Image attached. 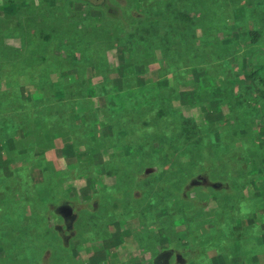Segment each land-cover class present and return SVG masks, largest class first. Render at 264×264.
I'll return each mask as SVG.
<instances>
[{
	"label": "rangeland",
	"instance_id": "obj_1",
	"mask_svg": "<svg viewBox=\"0 0 264 264\" xmlns=\"http://www.w3.org/2000/svg\"><path fill=\"white\" fill-rule=\"evenodd\" d=\"M11 12L14 14L11 15ZM180 14L191 18L193 23L179 25L178 22H173V27L183 31L195 29L193 36L197 48L199 43L210 44L200 45L207 50L204 57H196L194 53L188 55L190 58H186L185 55L183 59L176 56L178 68L176 71L169 64L162 62L166 39L162 37L152 40L150 34L144 33L142 29L154 30L153 26H156L157 21L163 29L165 19L171 22L173 19H178ZM253 30L259 35L253 37L251 44H246L243 35L247 33L245 31ZM47 34L53 38L42 42V36ZM227 39H231L230 44L223 43ZM148 43L155 44L152 53L142 56L133 53V50L145 53L148 47H144V44ZM41 45L45 46V53H50L46 59L47 74L43 80L48 77L56 81L63 73L67 74L66 78L74 79L76 77L70 72L78 68V72L83 74L84 70L83 84L76 96L77 102L80 103L76 102L73 109L87 120L88 127H96L92 135L96 141L91 138L90 146H84L88 138L81 137L82 123L78 122V115L76 113L71 115L70 111H65L63 118L60 119L59 100L44 105L42 109L45 118H57L56 125L62 128L61 133L67 136L62 135L66 141L72 142L70 147L75 154H70L68 149L61 148L64 143L61 139L53 141L55 150H46L44 161H51L54 167L61 171L62 176L60 183L55 184L50 191L45 181L41 182L40 175L27 174L26 165L19 168L21 171L17 169L22 166L19 155L17 161L13 163L18 164V167L14 168L13 165L9 169L11 171L7 172V174L11 173L10 177L2 174L8 181L15 176L29 178L31 175L35 181L31 193L34 191L37 196L44 195L49 199L46 204L48 211L44 214V226L31 232V236H42V241L30 237L34 243V251L28 255L21 253L16 245L10 246L7 243V240L24 243L27 235L25 236V233L21 235L19 228L14 225L0 226L2 238L7 239L4 241L0 238V245L3 246L0 248L3 250L0 253V264L1 262L14 264V260L21 261L22 256L24 259L22 264H58L59 259L62 260L61 264H249V260H254L253 253L251 256L248 255V248H252L251 246L246 248L238 245L235 239L230 237L227 241L224 237L225 231H222L224 235H218L223 227L231 228L233 232H239L241 228L247 227L249 224L244 215L248 217L255 215L252 223L257 227H251L253 229L250 230V234L253 233L252 235L257 238L264 235V226L259 223L263 212L261 208H254L251 202L247 201L249 198H259L258 190L264 183V175L248 172L252 168L251 155L239 146L248 145L251 139L247 137L234 139L231 127L234 129L238 123L229 110H226V107L222 109L228 125L220 130V141L228 142V145L234 148L238 146L239 149L230 156H224L226 161L223 170L212 168L210 173H205L194 170L193 167L190 169V172L194 170L193 174H178L175 181L173 178L168 181L166 177H172L168 174L157 180L156 176L165 170V165H161L162 170L158 171L161 167L160 163L155 164L160 162L162 157L147 167L146 164H141L137 157L128 159L125 156H114L113 153L117 150L121 149L122 154L126 152L127 140L133 143L142 140V133L134 131L143 124L141 125L136 115L129 114L128 111V117L124 112L119 116L117 112L110 116L104 109L99 108L102 104L101 97L105 96L110 86L84 64L91 61V58L104 62L108 67L102 72V76L114 80L121 78L117 68L122 59L128 55L148 61L145 74L136 77L132 72L125 70V73L130 74L132 83L130 87L141 89L146 93L150 91L151 85L162 86L166 83L183 84L178 92L188 93L192 89L193 76L189 73L185 75V72H191L195 67L198 68V65L202 69L206 67L214 76L226 77L221 73L222 69L228 78H243L245 71L257 69L259 77L257 83H254L258 89L264 90V84L259 82L260 78L264 80V0H0V51L10 58L20 59V71L15 73H21L16 81H19V86L25 88V91L19 93V96L23 95L18 102L21 105L22 102H26L30 93L36 95L34 91L36 89L29 88L32 78L31 64L22 63L24 65L22 68L20 63L26 54H38ZM229 46L235 50L229 66L224 65L225 69L216 66V61L224 59L225 51ZM86 47L89 52L82 54L80 50ZM247 55L250 62L246 67L244 58ZM203 58L208 59L205 61L211 64H201ZM226 58L229 59L228 56ZM159 69H166L167 72L159 74L157 72ZM0 70H5V67L1 66ZM179 76L185 77L186 82H179ZM220 77L215 78V88L224 91V86L218 83L223 81ZM121 80L124 81L122 78ZM99 82L101 84L98 85ZM10 83L5 75L0 76V88L12 89ZM80 83L73 84L72 87ZM135 83L139 87H134ZM40 84V88L44 89L43 84ZM16 91L18 88H15ZM63 91L64 95H60L55 90L50 98L59 96L61 101L64 100L71 91L66 89ZM235 92H239V89L235 88ZM253 93L256 94L255 91ZM254 94L252 101L250 99L249 101L256 106L255 108H259L262 105V98ZM203 96L205 98L202 100L203 103L211 97L206 94ZM180 100L167 102L175 121L181 122L185 118H193L194 123L197 124L205 121L199 102H193L189 97H181ZM16 109L7 110L5 105L0 106V143L8 141L11 147L21 150L19 145L21 136L13 134L12 129L6 128V126L11 127L8 122L13 119L15 123H20L19 117L22 114L19 112L16 116ZM236 113L241 115L239 109ZM123 117L124 122L121 120ZM59 120L63 121L59 123ZM153 121L161 128L159 119L154 117ZM72 122H76L77 125L73 126ZM253 126L250 125L252 130L250 137L262 129V127L252 129ZM195 130V137H198L200 133ZM13 148L12 153L8 155L0 150V162L13 158L11 155L19 154ZM169 151L172 150L169 148L165 150L167 153ZM216 151L222 156L217 149ZM207 153L206 149H201L202 158L207 160V164L217 165L218 162ZM245 160L248 162V170L244 166ZM201 178L205 179V182H202ZM148 180L152 181V184H147ZM164 185L167 187V193L168 191L171 193V196L166 198L165 205L161 200L162 207L168 204L166 210L160 209L158 213L151 212L142 217L137 216V219L130 216L125 218L124 213L127 214L125 209L130 213L139 214L143 203L147 200L141 196V192L146 193L150 186V189L160 190ZM9 186L12 187L0 186V188H8L6 195L16 192L12 184ZM1 190L0 194L4 192ZM14 196H16V200L15 198L13 200L14 204L23 206L31 204L30 202L35 201L37 197H30L27 191L17 192ZM135 199L139 200L135 201ZM230 202L237 204L236 210L230 209ZM63 206L68 207L71 213L65 216L60 213L59 209ZM23 211L29 216L32 208L29 207L27 212L25 209ZM86 211H91L93 215H86ZM238 218L241 226L233 228L232 224L237 223ZM116 220L119 222L118 229L121 233L127 232L122 239H115L111 244L109 242L111 233L117 230ZM206 220L210 223H206ZM202 221L204 223L203 228L199 229L200 234L208 230V241L205 245L200 243V239H192L196 233L194 226ZM158 227H160L159 231ZM141 246H144V249ZM66 249L67 251L70 249L71 253L68 258L65 257ZM96 252L100 255L98 263L91 261ZM160 254H164L167 259H158L157 256ZM29 255H33L32 262L25 257ZM257 258L258 264H264V252L260 250Z\"/></svg>",
	"mask_w": 264,
	"mask_h": 264
},
{
	"label": "trees",
	"instance_id": "obj_2",
	"mask_svg": "<svg viewBox=\"0 0 264 264\" xmlns=\"http://www.w3.org/2000/svg\"><path fill=\"white\" fill-rule=\"evenodd\" d=\"M198 11V10H197ZM11 15L14 14V12L10 13ZM166 20V19H165ZM165 26L163 29L160 28V24L157 21L156 26H153L154 30L152 28L150 29H142V31L146 34H150V38L152 40L162 38L164 37L166 39V42L164 44V54L162 57V62L167 63L178 71L177 68V58L176 56H180L181 59H183V55L186 56V58H190L188 55L190 53H194L196 57H204L205 48H203L200 45H207L208 43H199V48L195 47L196 42L194 41L193 32L195 29H185L184 31L182 29H179L177 27H173V22H178L179 25H187L191 24L192 19L188 16H185L183 14H180L178 19H173L171 22L165 21ZM248 24L246 23V26ZM245 27V24H244ZM152 29V30H151ZM153 31V32H152ZM140 31H138L139 33ZM243 35V39L246 44H251L253 42V37H257L259 33L255 30L252 32L245 31ZM55 37V36H54ZM53 38L51 35H43L42 36V42L49 41ZM225 44H230L231 39H227L223 41ZM144 47H148V50L144 53L140 50H133V53L136 56H142L146 53H152L155 47V44H144ZM45 46L41 45L40 50L38 54L33 55H25V57L22 59V62L20 63L21 67L24 68L23 64H31L30 67V73H31V81L29 88H34L36 92V95H32L33 93H30L29 96L26 99V102H22V105L18 102L21 100V96H19V93L25 91V88L19 86V81H16L19 76H21V73H15V71H20L19 68V60L16 59V57L10 58L2 53L0 51V67L4 66L5 70H0V76L5 75L8 80H10V86L12 89H3L0 88V106H6L7 110L17 108L15 110L16 116L19 112H21L22 116L20 123H15L14 119L13 121H9L8 125L6 126L7 129H12L13 134H19L21 136V140L19 141V145L21 147V150L14 149L11 147L10 143L8 141L4 143H0V150L4 154L8 155L12 153L13 150H17L19 154L11 155L13 158L7 159L5 162H0V186H6L8 188L12 187L9 186L10 184L13 185V189L17 192H23L27 191L28 194H30V197H36L37 194L31 193V191L34 188V178L30 175L29 178L22 177L19 178L15 176L12 178L11 181H8L4 179L2 174H5L4 176L10 177V174H7L8 171H11V167H13V163L17 161L18 155L21 156V162L22 166L18 167V164L14 165V168H22L24 165L28 167L27 174H35L40 175L42 178L41 182L45 181V185H47L49 191L55 186V184L60 183V179L62 178L61 171L57 170L53 163L51 161L45 162L44 161V154L47 153L46 150L53 149L55 150L53 141L54 140H64L62 144V149H68L70 151V154H75L73 152L72 148L70 147L71 141H66L67 137L66 135L62 134V128L58 125H56V119L57 118H45V112L42 109L44 105L56 103L60 101L59 107H60V113L61 117L63 118L65 111H70L71 115L73 113H76L79 117L80 123H82V138L87 137L88 142L84 143V146L89 147L90 141L89 139H93L96 141L95 137H92L93 133L96 131V127H88L86 125L87 120L81 116L80 113L75 112L73 109L74 105L76 104V96L79 94L82 84H83V78H84V70L83 74L82 72H78V68L76 71L70 72L73 73V76L76 78L70 79L66 78L65 73L61 74L59 76V79L56 81L50 80L48 77L43 80L46 72V62L47 57L50 54H47L44 52ZM235 50L231 49L230 46L228 50L225 51L226 55L223 60L216 61V66H222L223 69H225L224 65L227 67L229 66L230 59L234 56ZM75 53V51H73ZM78 52V51H76ZM80 52L82 54H86L89 52V49L86 47V49H81ZM79 53V52H78ZM125 54V53H124ZM226 56L229 57V59L226 58ZM134 56L128 55L126 58H123L120 66L117 68L118 73L121 75V78L124 79L122 82L121 78H116L114 80L108 79L102 76V72L106 71V68L108 67L107 64L104 62H101L99 60H95L91 58V61L84 64L86 68H90L94 70V72L97 74L96 76H99L103 79L104 83L109 85L105 93V96L101 97L102 104L99 105V108L104 109L110 116L115 115V112H117V116L119 114H122L124 112L125 115L128 117L129 114H134L137 116V119L141 121V127H139L134 132H141L142 140H138L135 143L127 140L125 144L126 152L124 154L121 153V149L115 151L113 154L114 156H125V158L128 159H134L137 157L141 164H146L147 167H149L155 160H158L162 157V160L160 162H157L155 164H159L160 166L165 165V170L160 172L156 179L160 180L164 174H168L172 177H166L168 181H171L172 178L174 181L178 178L180 174H193L194 170L203 171L205 173H210V170L212 168H219L223 170V165L225 160V155H232L234 151L238 150L239 148H243L244 152L251 155V166L252 168L248 171L249 173L257 172V174H263L264 175V90L263 88L258 89V87L255 85L254 82L257 83V78L259 77V73L257 69L255 71L244 72L243 78H228L225 72L221 69V73L226 77H220V76H214V74L206 69H202L200 65H198V68L195 67L194 70L191 72H185L186 74H190L193 76L191 87L192 89L186 93V92H178L180 88H182L183 84H169L166 83L164 85H151L150 91L148 93L142 91L141 89H133L130 82V74L128 72H132L133 75L145 74L147 71V66L149 65L148 61L141 60L138 57L133 58ZM205 60H208L206 58H203V63L210 65L211 63L206 62ZM244 61H246V67L248 63L250 62L249 55L244 58ZM252 62V60H251ZM23 63V64H22ZM253 65V63L251 64ZM250 66V65H249ZM263 68V66H262ZM229 69V68H228ZM125 70L128 71L125 73ZM174 70V71H175ZM175 71V72H176ZM185 71V70H184ZM77 72V74L75 73ZM157 72L159 74L166 73V69H159ZM178 74V73H177ZM179 75V74H178ZM70 76V75H68ZM232 76H235V71L232 74ZM216 77H220L223 79V81H218L220 85L224 86V91L220 90L219 88H215L216 84ZM43 81V82H42ZM38 82H42L44 89L40 88ZM81 82V83H80ZM89 82V80H88ZM137 82V81H136ZM179 82H186L185 77L182 78L179 76ZM259 82L264 84V80L262 78L259 79ZM74 88L72 87L73 84H78ZM40 84V85H41ZM101 84V82L98 83V85ZM91 85V84H90ZM1 86V84H0ZM242 86H244V89L242 90ZM134 87H139L138 84H134ZM15 88H18V91L15 92ZM235 88L239 89V92H235ZM63 89H66L67 91H71V93L61 101V98L59 96L55 98H50L51 95L55 90H57L60 95H64ZM221 92H220V91ZM253 91L256 92V94L253 93ZM256 97H261V103L259 108H255L250 101H252L253 94ZM149 94V95H147ZM210 95L211 97L207 99L206 103H203L202 100H204L203 95ZM177 95V96H175ZM34 96V98L32 97ZM73 96V97H72ZM203 96V97H202ZM181 97L183 98H190L193 102H199L201 105V108L203 109V117L205 118V121L202 124L194 123L193 118H185L181 122L175 121L172 112L169 110L168 103L169 101H181ZM250 99V101H249ZM59 100V101H57ZM263 100V101H262ZM77 103H80L77 102ZM18 104V106H17ZM58 104V103H57ZM24 105V106H23ZM226 107V110H229L230 114L235 117V121L238 123L237 128L234 129L231 127V133L234 136V139L240 137V138H249L251 139L248 142V145L245 148V146H238L234 148L233 146H229L228 142H222L220 141V130L227 127V123L225 121L226 116L223 115L222 109ZM239 109L241 115H237L236 110ZM77 111V110H76ZM128 111V112H127ZM81 112V111H79ZM147 113V115H146ZM25 114V115H24ZM63 115V116H62ZM172 116V117H171ZM115 117V116H114ZM112 117V118H114ZM159 119L161 128H159L156 123L153 121V118ZM123 122L125 121V118L123 117L121 119ZM63 120H59V123H61ZM95 121V120H94ZM244 121H247L245 124ZM94 124V122L92 121ZM250 123V124H248ZM96 124V121H95ZM253 124V128L255 127H262V129L255 133L253 137H250L249 134L251 133L250 125ZM257 124V125H256ZM259 124V125H258ZM73 126H76V122H72ZM17 128V129H16ZM61 129V130H60ZM197 129L199 131V136L195 137V132ZM64 135L65 137H63ZM78 136V135H76ZM101 138H99L100 140ZM175 142V143H174ZM180 142V143H178ZM174 143V144H173ZM60 148V149H61ZM171 149L172 151H169L168 153L165 152L167 149ZM201 149H206L208 151L207 154H209L214 160L218 162L217 165L207 164V160H204L202 158ZM216 149L222 154L220 156ZM57 151V150H56ZM262 151V152H258ZM8 152V153H7ZM62 153V152H59ZM24 156V157H23ZM42 156V157H41ZM214 156V157H213ZM26 157V158H25ZM39 157V160H38ZM9 158V157H8ZM184 160V161H182ZM50 162V165H49ZM68 164V162H66ZM259 164V165H258ZM17 165V166H16ZM70 165V164H68ZM162 166L160 167V170H162ZM245 169L248 170V162L245 160L244 163ZM194 168L192 172H190L191 168ZM13 169V168H12ZM21 171V169H19ZM158 173V172H157ZM224 173H229L225 172ZM232 173V172H231ZM156 174V173H154ZM179 174V175H178ZM222 174V173H221ZM110 175V174H109ZM34 176V177H35ZM191 178V177H190ZM173 181V182H174ZM171 183V185L173 184ZM147 184H152V181L147 182ZM173 186V185H172ZM8 188L5 191L4 188H0V190H4L3 193L0 194V226L2 224H5L7 227L8 225H14V227L19 228L20 234L25 236L27 235L26 241L18 242L17 240H7L3 239L0 233V238L4 241L7 240V243L10 246L16 245L17 248L21 250V253H25V255H28L31 251H34V243L30 240V237L35 238L36 241H42V236L40 235H34L31 236V232L35 229H38L42 226H44V214H46V211L48 209L46 208V204L48 202V196H37L36 200H32L27 206L23 205H17L14 204V198L16 196L15 193L8 194ZM148 187V191L146 193L141 192V196L144 198H147L146 202L143 203V206L141 207V210L138 215L134 213H130L127 209L124 213L126 217H135L137 219V216H144L145 214L159 211L160 209L166 210L167 206H161L163 203H161V200L167 201L166 198L171 196L170 191L167 193V187L164 185L162 189H150ZM260 190H258V199H247L248 202H251L252 206L254 208H261L263 212V216L261 217L259 222L261 226H264V183L261 184ZM1 190V192H2ZM149 192V193H148ZM131 195V194H130ZM133 199V198H132ZM16 200V198H15ZM110 200V198H108ZM139 200V199H135ZM234 202H230V209L236 210V205L233 204ZM32 208V213H30L29 216H26L27 213L24 214L25 211ZM99 210V209H98ZM27 212V211H26ZM167 212V211H164ZM107 213V211H106ZM163 213V212H159ZM42 214V215H41ZM93 215L91 211H86V215ZM250 215V213H249ZM245 219L248 220L247 227L241 228L239 232H233L231 228H222L220 232H218V235H224L225 231V239L228 241L229 237L231 239H235V243L238 245L245 246L246 248L248 246H251L252 248H248V255L251 256V254H254V260H249V264H254L255 262L258 264V258L257 254L260 252H264V235L262 234L257 238L256 236L250 234V230L253 229L251 227H257L255 223L253 222V216L248 217L247 215ZM37 218V219H36ZM25 219V220H24ZM102 218H99V220ZM27 220V222H26ZM250 221V222H249ZM118 224L115 225L116 231L111 233L110 236V243L115 239L123 238V236L126 234V232H122L118 229L119 222L116 220ZM141 222V221H140ZM240 218L237 219V223L232 224L233 228L240 227ZM203 223L199 222L194 226L195 234L193 235L192 239H200V243L202 245H205L208 241V230L204 234H200L199 229L203 228ZM206 223H210L209 220H206ZM252 223V224H251ZM158 225V224H157ZM150 226V225H149ZM147 226V228L149 227ZM160 230V227H158V231ZM249 230V231H248ZM1 231V229H0ZM27 232H30L28 234ZM5 236V235H4ZM109 238V237H107ZM0 239V240H1ZM163 241V239L161 240ZM18 242V243H17ZM141 243V242H140ZM211 245V243H210ZM209 245V247H211ZM46 246V245H44ZM144 246H141L143 248ZM0 248H3L2 245H0ZM144 249V248H143ZM3 251L0 249V253ZM67 251V249H66ZM69 251V252H68ZM67 251L66 258L71 256L70 249ZM156 251V250H155ZM155 251H152L155 253ZM20 253V254H21ZM27 259H30V262H32L33 255L25 256ZM22 260H14V264H22L21 262L24 260L23 256L21 257ZM58 259V258H57ZM92 262L98 263L100 261V255L96 252V254L91 259ZM58 264H61L62 260H57ZM1 264H5L4 262H1ZM13 264V262L11 263ZM32 264V263H31ZM34 264V263H33Z\"/></svg>",
	"mask_w": 264,
	"mask_h": 264
},
{
	"label": "water",
	"instance_id": "obj_3",
	"mask_svg": "<svg viewBox=\"0 0 264 264\" xmlns=\"http://www.w3.org/2000/svg\"><path fill=\"white\" fill-rule=\"evenodd\" d=\"M201 180H202V182H205V179L201 178ZM213 186H216V185H213ZM59 212L62 213L65 216L68 213L70 214L71 213V210L68 207L63 206V207H61L59 209ZM64 212H65V214H64Z\"/></svg>",
	"mask_w": 264,
	"mask_h": 264
},
{
	"label": "flooded vegetation",
	"instance_id": "obj_4",
	"mask_svg": "<svg viewBox=\"0 0 264 264\" xmlns=\"http://www.w3.org/2000/svg\"><path fill=\"white\" fill-rule=\"evenodd\" d=\"M164 254H160V255H158L157 257H158V259L160 258V259H162V260H166L167 259V257L166 256H163Z\"/></svg>",
	"mask_w": 264,
	"mask_h": 264
}]
</instances>
